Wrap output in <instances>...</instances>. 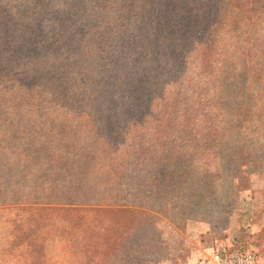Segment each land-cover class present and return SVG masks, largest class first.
<instances>
[{
	"label": "rangeland",
	"instance_id": "obj_1",
	"mask_svg": "<svg viewBox=\"0 0 264 264\" xmlns=\"http://www.w3.org/2000/svg\"><path fill=\"white\" fill-rule=\"evenodd\" d=\"M263 210L264 0H0V264H209Z\"/></svg>",
	"mask_w": 264,
	"mask_h": 264
},
{
	"label": "trees",
	"instance_id": "obj_2",
	"mask_svg": "<svg viewBox=\"0 0 264 264\" xmlns=\"http://www.w3.org/2000/svg\"><path fill=\"white\" fill-rule=\"evenodd\" d=\"M28 213H31L30 216L31 219L29 220L28 223H25L20 229H18V231H22L23 233H26L27 230H32L34 232H36L37 234L41 233L44 231V227L47 228L48 224H42L41 220L39 218H48V217H52L55 216L56 214L60 213V210L56 207H37V208H29L28 209ZM46 216V217H44ZM253 218H250V222H248V224L246 226H244V228L242 229V235H239L238 237H235L233 239V246L237 245L240 248H249L251 250H253L258 259H259V251H258V246H259V242H258V233L257 232H251L250 231V224L252 223ZM47 237V235H45ZM40 238V236H39ZM34 241H36V238L34 239ZM38 241V239H37ZM46 241V238L44 237V242ZM14 244H16V241L14 239ZM220 244V239L218 237H215V240L212 243L211 247H216L217 245ZM19 245H17L18 247ZM16 247V245H15ZM239 248V249H240ZM31 255H23V253L20 256H17V259L20 258H24V259H29ZM32 257V256H31ZM34 258H39L36 256H33Z\"/></svg>",
	"mask_w": 264,
	"mask_h": 264
},
{
	"label": "built area",
	"instance_id": "obj_3",
	"mask_svg": "<svg viewBox=\"0 0 264 264\" xmlns=\"http://www.w3.org/2000/svg\"><path fill=\"white\" fill-rule=\"evenodd\" d=\"M233 247V245H232ZM231 246L219 244L213 247L211 253L212 264H260L256 253L249 248H240L239 250L229 253Z\"/></svg>",
	"mask_w": 264,
	"mask_h": 264
},
{
	"label": "crops",
	"instance_id": "obj_4",
	"mask_svg": "<svg viewBox=\"0 0 264 264\" xmlns=\"http://www.w3.org/2000/svg\"><path fill=\"white\" fill-rule=\"evenodd\" d=\"M250 231L258 233V251H259V262L264 264V210L261 213V216L255 217L250 224ZM209 264H212L210 259Z\"/></svg>",
	"mask_w": 264,
	"mask_h": 264
}]
</instances>
